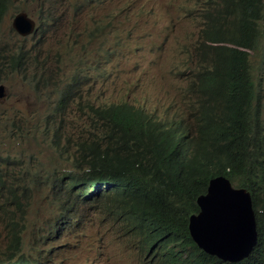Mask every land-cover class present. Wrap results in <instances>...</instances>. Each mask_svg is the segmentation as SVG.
Wrapping results in <instances>:
<instances>
[{
    "label": "rangeland",
    "instance_id": "374dc122",
    "mask_svg": "<svg viewBox=\"0 0 264 264\" xmlns=\"http://www.w3.org/2000/svg\"><path fill=\"white\" fill-rule=\"evenodd\" d=\"M202 3L12 0L0 22V85L5 90L0 99V184L4 187L0 203L12 204L16 196L22 202L27 196L31 206L21 248L15 247L12 230L0 216V264L16 262L17 256L9 252L14 248L30 261L41 262L42 248L34 249L33 234L39 228L46 235L53 227L58 230V222L51 227L49 221H57L56 215L72 204H78L81 222L64 235L60 245L72 244L77 235V240L95 247L110 243L118 252L134 249L139 234L115 217L113 201L77 199L75 192L68 195L61 187L65 183L61 178L79 156L74 144L88 132L86 102H129L146 106L161 118L169 114L187 121L175 113H187L182 101L187 105L188 65L191 59L200 58L189 53L187 46L201 33L205 20ZM198 10L201 18L196 21L187 15ZM20 12L36 22L32 35L22 36L13 28ZM253 62L256 71L262 68L260 53H255ZM70 87L66 106L59 111L58 102L66 98ZM256 102L264 112V92L256 96ZM52 244L56 246L58 241ZM137 248L138 263L144 264V251ZM44 250L46 264L87 260L80 251L75 262L66 260L65 249L59 256L52 255L53 259L46 255L49 249ZM110 250L102 252L111 257Z\"/></svg>",
    "mask_w": 264,
    "mask_h": 264
},
{
    "label": "trees",
    "instance_id": "16d2710c",
    "mask_svg": "<svg viewBox=\"0 0 264 264\" xmlns=\"http://www.w3.org/2000/svg\"><path fill=\"white\" fill-rule=\"evenodd\" d=\"M11 3L0 0V22ZM207 4V26L255 48V38L262 31L252 28L259 26L254 19L264 10V0H207ZM215 4L221 10L214 9ZM205 62L185 91L193 94L187 113L181 116L187 121L162 119L145 106L129 102H86L88 132L74 144L79 156L61 178L68 195L75 192L85 202L105 198L115 203L118 219L139 234L134 248L141 246L144 264H231L206 255L189 232L190 217L200 211L198 197L219 176L248 190L257 215V246L249 258L236 264H264V112L256 102V96L264 92V80L256 83L248 53L219 48ZM16 63L20 65L21 60ZM71 92L70 87L66 98L59 100V111ZM3 188L1 183L0 194ZM30 206L27 196L22 202L16 196L12 204H0L16 248L23 246ZM76 207L62 209L55 223L64 225L65 231L78 227L81 219ZM38 230L41 233L42 228ZM54 231L57 237L49 231L45 239H64ZM9 252L29 259L15 248Z\"/></svg>",
    "mask_w": 264,
    "mask_h": 264
},
{
    "label": "water",
    "instance_id": "95a60500",
    "mask_svg": "<svg viewBox=\"0 0 264 264\" xmlns=\"http://www.w3.org/2000/svg\"><path fill=\"white\" fill-rule=\"evenodd\" d=\"M13 28L22 36L35 32L36 22L18 14ZM5 95L0 85V99ZM200 212L191 216L189 231L196 245L207 255L224 262L248 258L258 242L257 218L252 197L246 189L233 188L223 177L212 179L208 191L198 198Z\"/></svg>",
    "mask_w": 264,
    "mask_h": 264
},
{
    "label": "clouds",
    "instance_id": "9594fccd",
    "mask_svg": "<svg viewBox=\"0 0 264 264\" xmlns=\"http://www.w3.org/2000/svg\"><path fill=\"white\" fill-rule=\"evenodd\" d=\"M147 1L149 2V5H152L153 3L157 2L158 0H147ZM201 1L203 2L202 3V9L205 12V20L203 22V25L201 26L202 27L201 33H198V39L196 40L195 43H191V44H189L187 46L188 49H189V53L196 54L200 58L197 59V60H192V59L190 60V63L188 65V75H187L188 84H189V81L192 78V76L199 70V68L201 66L205 65V63H206L205 60L213 58L215 50H217L219 48H224V47L233 49L235 51H240V52H244V53L250 54L251 55V63H252V74L254 76V79H255L256 83H258V81L260 79L264 80V10H261V13H259L258 18L254 19V21L257 22L259 26H257V27L255 26V27L252 28L253 31L261 30L262 33H261V35H259V36H257L255 38V43H254V47L255 48H247V47L244 46V43H245L244 39H242V38H232V37H230V35H228L227 33H223V32H214V30L212 28L207 26V23H208L207 14L209 12L208 4H207V0H201ZM194 8H197L196 5H195ZM214 9L221 10L217 6V4L214 5ZM187 15L189 17H191L192 19H194L195 21L197 19L201 18L199 10L197 11L196 14H192V15L191 14H187ZM207 30H208V32L205 33ZM257 52L260 53V58H261V62H262V68H260L259 70L256 71L255 67H254V62H253V56ZM195 61H197V65L196 66L194 65ZM188 84H187V87H186L185 91L188 88ZM185 91H184V99L186 100V103H188L190 100H193V94L190 93V92H185ZM182 103H183V109L185 111H187L185 103L183 101H182ZM175 114H179L180 116H185V113H180L179 111L176 112ZM168 116L174 117L172 115L167 114L162 119H166ZM223 177H225V176H223ZM213 179H215V178H213ZM232 186H233V188L241 189V188L235 187L234 184H232ZM208 187H209V184H208ZM207 191H208V188H207ZM205 194H203V195H205ZM252 202H253V200H252ZM0 204H2V203H0ZM4 209H0V216L1 217H2V213H3ZM115 217L117 219L119 218V216L117 214H115ZM256 218H257V215H256ZM27 219L28 218L25 217V223L27 222ZM51 224H52L51 227H53L55 222H52ZM257 227H258V222H257ZM57 228H58V231L60 232V234H63V235L67 234L68 235L69 233H72L73 229L76 228V227H71L70 229H66L67 231L70 230V232H68V233H67V231H65L64 225L58 224ZM53 229H56V228L53 227ZM24 232H25V229H24ZM24 232H23V234H24ZM52 232H51V234H52ZM55 232L56 231H54V233ZM33 235H34L33 239L35 241V248L34 249H36V247L38 245L41 246V248H42L41 256H40L41 259H42L41 262H36L35 260L32 262V261H30V258L28 260H25V259H22V257H17L16 262L19 260L18 261L19 263L15 262L14 264H46L44 262V260H43L44 253H45L44 248H48L49 249L48 252L46 253V255L47 256L49 255L51 259H53L52 255L55 254V255L59 256L60 253H62V250L65 249L66 250V257H67L66 260L70 258V260L75 261V262H77L78 259H79V251H80V252L84 253L87 256V260L85 262H81L79 264H139L138 260H137V249L136 248H134L133 250H130V251L118 252L116 250V248L110 243L108 245H106V244L101 245L100 244V245L95 247V246L91 245L90 243L82 242V241L77 240L76 239L77 235L73 237L72 244L70 243V244H66V245H60V242L62 240H60L59 237H58L57 240L49 239V240L45 241L43 237L46 238L48 235L43 234V229H42L41 233H40L39 230H37V232L34 233ZM52 235L57 237V235H55V234H52ZM258 235H259V232H258ZM37 240H40V242H37ZM53 241H58V245H56L58 248H56V246H54L52 244ZM106 248L111 249L110 250V253H111L110 256L111 257H108L107 254H105V252H102ZM180 258H182V256H180ZM169 259L174 260V258L172 256ZM172 262H174V261H171V263L170 262L169 263L172 264ZM50 263H51V261H50ZM231 264H233V263H231ZM234 264H236V263H234Z\"/></svg>",
    "mask_w": 264,
    "mask_h": 264
}]
</instances>
